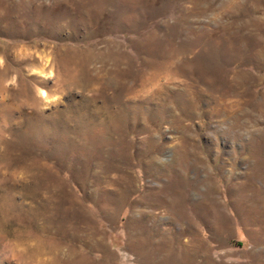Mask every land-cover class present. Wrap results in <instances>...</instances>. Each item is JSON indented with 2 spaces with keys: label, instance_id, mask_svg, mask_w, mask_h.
Masks as SVG:
<instances>
[{
  "label": "rangeland",
  "instance_id": "rangeland-1",
  "mask_svg": "<svg viewBox=\"0 0 264 264\" xmlns=\"http://www.w3.org/2000/svg\"><path fill=\"white\" fill-rule=\"evenodd\" d=\"M0 264H264V0H0Z\"/></svg>",
  "mask_w": 264,
  "mask_h": 264
},
{
  "label": "bare ground",
  "instance_id": "bare-ground-1",
  "mask_svg": "<svg viewBox=\"0 0 264 264\" xmlns=\"http://www.w3.org/2000/svg\"><path fill=\"white\" fill-rule=\"evenodd\" d=\"M197 244V243H196Z\"/></svg>",
  "mask_w": 264,
  "mask_h": 264
}]
</instances>
